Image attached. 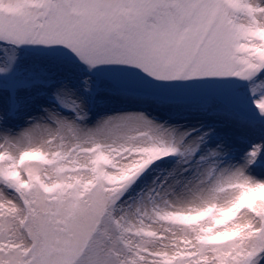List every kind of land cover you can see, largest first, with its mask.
Here are the masks:
<instances>
[{
	"label": "rangeland",
	"instance_id": "obj_1",
	"mask_svg": "<svg viewBox=\"0 0 264 264\" xmlns=\"http://www.w3.org/2000/svg\"><path fill=\"white\" fill-rule=\"evenodd\" d=\"M0 264H264V0H0Z\"/></svg>",
	"mask_w": 264,
	"mask_h": 264
},
{
	"label": "bare ground",
	"instance_id": "obj_2",
	"mask_svg": "<svg viewBox=\"0 0 264 264\" xmlns=\"http://www.w3.org/2000/svg\"><path fill=\"white\" fill-rule=\"evenodd\" d=\"M223 169L228 170L230 173L235 172L236 170L234 165H231V166L225 165Z\"/></svg>",
	"mask_w": 264,
	"mask_h": 264
}]
</instances>
